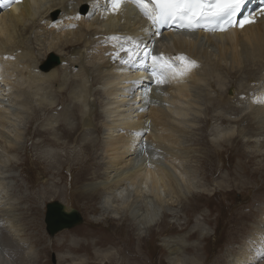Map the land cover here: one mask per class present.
I'll use <instances>...</instances> for the list:
<instances>
[{"label": "bare ground", "instance_id": "1", "mask_svg": "<svg viewBox=\"0 0 264 264\" xmlns=\"http://www.w3.org/2000/svg\"><path fill=\"white\" fill-rule=\"evenodd\" d=\"M5 2L9 4L4 6ZM55 9L60 11L58 15L53 13ZM109 9L110 0H0V78L5 83L9 80L30 87L28 92L20 91L22 90L20 89L16 97H9L16 99L19 106L23 107L24 113L31 108L23 100L30 98V103L36 102L35 112L46 111L44 119L51 120L47 121L49 125L55 120L62 122L57 124L58 127L50 126L49 129L37 131L30 136L32 139L33 136L38 135L44 143L51 144L52 149L42 150L43 156L39 159L41 168L47 174L46 179H50L48 175H52L56 170L57 163L58 167L62 163L58 160L60 157L57 152L53 151V148L64 141L59 143L56 139L55 143L52 137L57 135L59 140L69 141L74 134L77 133L80 137L87 136L93 129L94 105L93 100L90 99L87 84L91 74L89 66L82 59L84 49H86V56L90 55L91 60L94 61L93 70L96 79H99V83L102 84L106 99L103 112L106 117L114 116L115 121L105 123V138L102 141L95 144L90 140L94 143L95 152L98 151L101 156L100 159H104L102 160L104 173L83 181L80 176L83 165L78 175H72L71 170L67 168L70 175L69 188L73 193L78 190L80 193L87 194L88 198L94 197L95 208L100 214L109 218L118 217L119 214L115 208L118 203L123 205L130 195H136L139 205H137L138 202L129 203L128 216L140 231L139 233L144 228L158 223L156 221L160 214L166 211L163 208L166 197L168 198L171 194H189L185 192V189L190 188L188 184L191 183L195 174L191 168L184 166L183 162L194 158L196 151L191 150L190 146H184V141L192 132L187 129L192 123L196 125L195 119L203 111V94L207 95L205 87L209 86L210 91L216 97L215 104H212L213 107L236 114L235 118H222L217 115L220 124L227 125L231 122L236 125L237 129L235 130L236 136L231 138H228L230 135L233 136L231 131L217 129L215 136L220 140L217 141L218 143L207 146L205 154L202 155L199 152L208 161L206 166H199V168H202L204 176H215L220 172L219 174L225 173L229 177L227 183L217 182L215 190L231 192L239 189L242 193L249 190V193L253 195L249 201L244 200L245 204L237 209L238 213L243 207L247 211L241 213L240 216L243 218L241 221L233 222V235L230 237L233 242L239 240L241 245L229 263L251 264L260 254L264 255V206L261 208L256 206L259 200H264V166L254 167L253 162L250 165L254 154L240 149L237 137L239 135L243 138L248 135L249 137L257 135L264 137V15L261 16L260 13L256 23L239 31L228 30L225 33L215 34L200 32L174 34L171 31H164L156 35L150 21L131 0H125L118 12H112ZM77 16L79 19H76ZM34 28L39 32L38 35L32 37L31 32ZM93 35L95 39H92ZM114 35L120 39L112 40L111 37ZM126 37L132 39H125ZM29 38H33L34 42H31ZM154 39L163 42V49L160 50L166 57L175 61L176 56L183 54L195 60L197 66L185 76L169 79L166 85H157L148 74L151 60L148 59L144 67H134L133 64L124 63L128 59V54L121 51V48H131L133 42L142 46L139 49L140 55L136 57L134 64L139 65L144 52L149 49L151 55H159L160 52H154L155 46L152 45ZM120 40H123L122 45L117 43ZM41 49L43 52H39ZM50 50L59 55L61 64H52L45 68L46 63H43V60L47 51ZM88 51L91 52L88 53ZM111 52L112 55L109 54ZM175 63L178 65L179 61ZM221 64L228 65L230 70H225L231 73L222 72ZM76 65L78 68L74 70ZM71 70H74L72 72L74 76H69L71 78L69 79L67 74H70ZM143 78H146L148 83L139 89L140 86L135 85L133 81L140 83ZM238 82H244L240 84H244L247 89L245 87V90L240 89V85L237 84L239 87L236 85ZM47 83L57 85L55 90L58 92V98L52 96L53 93L51 95L45 91L43 84L47 85ZM149 88L151 91H147ZM223 88L225 91L222 90ZM138 89H142L139 95L133 93ZM162 89H164L163 92ZM226 90L228 94H225ZM65 92H68V98L75 97L74 107L73 102L71 108L69 105H64V101L60 102L64 106L57 101V99L64 98L62 95ZM38 94L39 98L36 97ZM131 95L141 98L139 99L141 104L135 109L134 120L131 115L121 113L126 111L127 107L128 110L132 109L130 101L134 104L135 98L128 99ZM241 96L246 97L242 101V108L243 111L249 109L246 112L247 116L238 114V106L230 103L232 100H242ZM58 109L61 111L55 112ZM6 111L8 110L0 105V128L9 127L10 132L16 133L14 137L12 136V140L3 142L7 151H11L19 140L17 133L19 126L16 128L7 121L9 116ZM18 113L15 112V116ZM211 115L212 117L205 119L201 128L211 127L216 117L213 116L214 114ZM144 116L147 117L143 119ZM70 118L77 119L78 123H70ZM245 121L253 122L245 126L246 130L241 124ZM143 134H146L144 138ZM198 143L204 144L202 139L198 140ZM84 153L86 157H82L89 160L91 150L87 155L86 152ZM223 153L227 156H222ZM6 156L0 151L1 175V171H4ZM9 156L11 155L9 154L8 158ZM91 160H94L93 156ZM24 165L25 163H21L20 166L23 168ZM37 167V159H33L31 166L24 168L25 179L31 190V194L28 195L32 199L31 203H36L39 197L38 185H43L46 181L41 176L37 177ZM226 168L227 173L224 172ZM60 170H63V166H60ZM95 173V169H92L91 174ZM1 175L0 196L1 193L6 192L9 183ZM238 178L243 180V185L237 184L235 180ZM1 197L3 198V195ZM45 202L47 201H44V204ZM61 204L65 213L74 210L71 201ZM137 206H140V209ZM2 207L0 208V264H32L31 247L12 241L6 234V226H1V224L15 221L12 226L8 225L16 231L19 223L12 220L9 213L11 211H7L10 209ZM33 209L37 210L36 204ZM243 220H250L252 224L246 225ZM29 222L30 226L35 227V220L30 219ZM230 229L232 228L229 227V231ZM139 233H137V240L140 239ZM165 240L163 239L162 244L169 246ZM35 241L39 240L35 239ZM55 242V249L63 252L57 254V264H134L135 261V257L124 256L119 249L113 252L107 247V244L114 245L111 235L97 234L94 229L69 231L64 239ZM105 245L107 249L101 248ZM78 252L84 253L87 257L79 256ZM175 252H177L176 248L169 250L172 255ZM75 258L79 259L75 261ZM88 258L93 261L89 262ZM173 259L172 256L171 260Z\"/></svg>", "mask_w": 264, "mask_h": 264}, {"label": "rangeland", "instance_id": "2", "mask_svg": "<svg viewBox=\"0 0 264 264\" xmlns=\"http://www.w3.org/2000/svg\"><path fill=\"white\" fill-rule=\"evenodd\" d=\"M59 12L60 11L58 9L53 10V13L55 15L56 14L58 15ZM38 32L39 30H36V28H34L31 32V36L34 37ZM94 36L95 35L92 36V39H95ZM29 39L31 42H34L33 38H29ZM122 42L123 40H120L117 43L119 45H122L123 44ZM45 45H47V43H45ZM152 45L153 47L155 46L154 48L155 53L158 52L161 53V50L163 49L162 47L163 42L155 40L153 41ZM35 47L39 48L37 45H35ZM39 52H43V49L39 50ZM90 52L91 51H88V53ZM109 54L112 55V52ZM49 55H53L56 58L57 63L59 65L61 64L59 55H57L55 51L53 52L51 50L47 51L43 63L49 57ZM82 59L84 60L85 64L89 66L88 67L89 73L91 74L87 84L90 91V97H91L90 99L93 100V105H94L93 119H92L93 129L91 130L90 134L87 136L82 135L80 137L76 133L71 137L69 141H66L64 139L59 140L57 135H54V137H52L53 142L55 143H56V139L58 140L59 143H61L62 141L64 142L53 148V151L57 152L60 157L58 158V160H61L62 163L59 165V167L57 163L56 170H54L52 175L50 176L48 175V177H50V179L48 180L46 179L47 174H45L44 170L40 166L39 159L43 156V153L41 152L42 150L52 149V147L50 146L51 144L44 143L42 141V138L38 135L33 136L32 139H30V136H32L33 133H36L37 131L49 129L50 126L53 128H55L56 126L58 127L57 124L62 122L59 120H55L50 125L47 124L48 123L47 121H51V120L44 119L46 118V114H47L46 111L41 113L35 112V110L37 109L36 108L37 103L36 102L30 103V98L23 100V102L29 104L31 108L30 110L26 111V113H24L25 111H23V107L21 108L19 106V103L16 102V99H11L10 97L11 96L16 97V93L20 89H22L20 91L25 90L28 92L30 87H27L26 84L21 85L20 83L12 82L9 80H6L7 82L5 83L2 81V78H0V105H2V107L5 110L9 111V112L6 111L7 116H9L8 117L9 119H7V121L11 125L16 126V128L19 126L18 127L19 129H17V133L19 135V140L16 144L17 146L15 145V147H12L11 151L9 150L10 152L7 151V149L4 147L3 142L12 140V136L14 137L16 133L10 132L8 130L9 127L2 129L0 128V137H1L0 151H2V153H5V155H7L4 158L6 160V162L4 161V166H3L4 171H1L2 175L1 174L0 175L4 176L3 178L5 180L9 181L7 189L5 190L6 192L4 194L1 193L3 195V198L1 197L2 196L1 195L0 205L3 206L2 208L10 209L7 211H11L9 213L13 218L12 220H16L17 222L20 223V224L18 223L17 225L18 227H16L17 228L16 231L14 229H11L10 227L15 221L14 222L12 221V223L7 222L1 224V226L4 227L6 226L5 230H7L6 231L7 236H9V238L12 241H16L21 245L25 244L26 246L31 247L30 257H32L31 260L32 264H57V260H56L57 254L60 253L61 251L59 252L55 249V245H56L55 241L59 239H64V236L69 231L75 230L76 232H79V231H83L84 229L86 230L94 229L97 232V234L111 235L114 245L110 246L109 244H107L108 246L105 245L104 247L102 246L101 248L107 249L108 247L113 252L115 251V249H119L121 253H124V256L126 255L129 258L135 257L134 264H223V262H225L224 264L231 263V259L233 258L235 251L241 245V242H238L239 240L237 242H233V240L230 237L233 235V227H234L233 222L241 221V219H243L242 216H240L241 213L243 214L244 212L247 211V209L243 207L241 210H239L240 213H238L237 209L239 207H242L243 204H245L244 200L249 201L253 197V195L249 193V190L243 193L239 189H235L231 192H227V191L220 192L218 190H215L214 187L217 185V182L227 183L229 181V177H227L225 173L219 174L220 172L218 173L219 175L217 174L215 176H210V175L204 176L201 171L202 168H199V166L204 167L208 163V161H206L205 159V156H202L203 153L205 154V152L207 151V146L213 145L215 142L220 140L219 138L217 139L215 136L217 133L216 132L217 129L220 131L222 130L231 131L233 136L228 135L229 136L228 138L236 136L235 134L236 133L235 130L237 129L236 125L232 124L231 122L228 123L227 125L220 124L219 119H217V115L221 116L222 118L224 117L235 118L236 114H233L228 110L225 111L222 108L217 109L213 107L212 104H215L216 101L214 99L216 97L210 91L211 89L209 86L205 87V91L207 92V95L203 94V101H204L203 104L204 106H202L203 111L200 114H198L197 118L195 119L197 122L196 125H193L194 123H192L191 124L192 126L190 125L189 128L187 129L189 132L190 130H192V132H190V135L187 136L186 138L187 140L184 141V146H188V147L190 146L189 148H191V150L194 149L196 151V152L194 151L195 152L194 158L188 159L183 162L184 166L191 168L195 174L192 177L191 183L188 184L189 185L188 187L190 188L185 189V192L187 191L189 192V194L188 193L185 195L171 194L170 196H168V198L166 197V201H164L163 204V208L166 211H163V213L160 214L158 221H156L158 223L153 224L149 228H144L141 231V233H139L140 231H138L136 225L133 224V222L130 220L128 216V211H129L128 206L130 205L129 203L138 202V197L136 195H133L134 197L136 196L135 198L132 195H130L128 197V201H124L123 205L118 203L116 207L114 206L115 208H117L116 211L118 212L117 214L119 215L117 218H109L100 214V212H98V210L95 208L96 200L94 197L88 198L87 194L80 193L78 192V190L75 193H73L72 189L69 188L70 175L68 169L71 170L70 173L72 175L74 174L78 175L80 168H82L83 165L84 166L83 170L80 171V176L83 179V181H88V179L89 180L93 179V177L104 173L103 161H102L104 159H100L101 156L99 155L98 151L95 152L94 143L91 142L90 140L94 141L95 144L102 141L105 138V134H104L105 123L115 121L114 116H111L112 118L106 117L103 112L104 111L103 107L105 106L104 102H106V99L104 98L102 84L99 83V79H96V74L93 70L95 68V66L93 67L94 61L91 60L90 55L86 56V49H84V55ZM74 68H75L74 70H77L78 65H76ZM225 69L230 70L228 65L225 66L224 64H221L220 70L222 72L223 71L225 72L227 71ZM74 70H71V73L67 74L68 75L67 77L69 79H71L70 77L74 76L72 73ZM227 72L231 73L230 71ZM133 82L135 85H139L140 86L139 89H140L146 86L148 80L146 78H143L140 83H137L135 81ZM240 83H244V82L236 83V85L237 84L240 85V89H244V90L245 88L247 89V87H245L244 84H240ZM43 88L45 89L46 92H49L51 95L53 93L52 96L57 97L58 92L55 90L57 89V85L54 84L52 85V83L49 84L47 83V85L43 84ZM139 89L138 91H133V93H138L139 95V92L142 90ZM224 89L225 88H223L222 90L225 91ZM163 90L164 89H162V92ZM67 93L68 92H65L62 95L64 97L63 99L60 100L57 99V101L61 105L63 104L60 102L64 101L65 103L64 105H69L72 108L71 103L73 102V107H74L76 100L75 97L72 98L70 96V98H68ZM226 93L228 94V90H226L225 94ZM36 97L39 98V94ZM132 97L135 98L134 104L132 101H130V103H132L131 104L132 109L128 110L127 107L126 111H122L121 113L131 115L132 119L134 120L135 109L137 106L141 104V101L139 102V99L141 98H139L138 96L131 95V97H129L128 99H131ZM238 97H240V95H238ZM241 98L242 100L240 99V101L232 100L230 103H232V105L238 106L237 108L239 109L238 110L239 113L237 111L238 114H243V115L245 114L247 116L246 112L249 109L248 110L245 109L243 111L242 108L243 107L242 101H244L246 97L243 98V96H241ZM60 111L61 109L55 110V112H60ZM132 111L134 112L132 113ZM15 112H19L17 114L18 118L17 115L15 116ZM9 113L11 115H9ZM211 114H214L213 116H216L214 118L215 121L212 123L211 127L205 129L201 128V125L204 123L205 119L212 117ZM146 117L147 116H144L143 119H145ZM69 122L75 124L78 123V120L74 118H70ZM249 123L252 124L253 122L245 121L241 124L242 127L245 128V126ZM145 136L146 134H143V138ZM245 138L239 135L237 137V141L240 149L244 150L246 153L254 154L253 160H251L250 165L253 162L254 167L264 166L263 135H257L252 137H249L248 135V137ZM200 139L203 140L204 144L198 143V140ZM248 139L250 141H247ZM45 145H49V146L46 147ZM219 147L220 146H218V148ZM88 149L91 150L89 160L88 158H85L86 156L84 153L86 152L87 155L89 153ZM9 154L11 156H9L8 158ZM92 156L94 157V160H91ZM222 156H227V154L223 153ZM222 158L225 159V157ZM33 159H37V163H38V167L36 168L37 177L41 176L43 177V180L46 179L43 185L40 186L38 185V187L40 188L39 189L40 193L38 199L36 200V203H31L32 199L28 197V195L31 194V190L29 188L28 181L25 179V170H24L25 167L28 168L31 166V161H33ZM21 163H25L23 168L20 166ZM60 166H63V170H60ZM71 167L73 168L71 169ZM92 169L93 170L95 169L96 172L95 174H91ZM227 171L228 169L226 168L224 172L227 173ZM63 177H65V179ZM235 181L240 186L243 185V180L241 178H238V180ZM19 193L21 194V196ZM51 198H53V200H50ZM44 201L47 202H45L44 204ZM51 201H58L60 203H64L65 201H71L74 210H76L79 213L81 217V221L70 228L59 230L54 234L50 235L46 230V226L44 223V215L46 212V204ZM35 204L37 206L36 211H34L33 209ZM137 205H139V202L137 203ZM9 206H12L13 208ZM256 206L257 208L263 207L264 200L263 201L259 200ZM137 207L140 209V206ZM253 207H254L253 209L255 210V206ZM234 211H236L235 214L231 216V214H233ZM30 219L35 220L36 222L35 227L30 226L31 225L29 222ZM249 221L250 220H243V222H246V225L248 224L250 226L252 223ZM229 227L232 228L230 229V231H229ZM99 231H101V233H99ZM137 233L140 234L139 240H137L138 237ZM102 237H104V235H102ZM35 239H38L39 241H35ZM163 239L164 240L166 239L165 241H167L169 246H165L164 244H162ZM228 240H230L233 243H231ZM169 248L170 249L176 248L177 252H175L172 255L169 253L170 250ZM1 249L2 251H4L3 248ZM100 251L103 252L104 250H100ZM138 251L140 253H138ZM78 254L79 256H83V258L87 257L82 252H78ZM172 256L174 257L175 260L174 259L173 260L175 262L171 260ZM91 258H93V256ZM77 259L79 258H75V261ZM88 261L89 262L93 261V259L88 258ZM254 261L251 264H262V262L264 261V255L260 254V256H258L257 259H254Z\"/></svg>", "mask_w": 264, "mask_h": 264}, {"label": "snow or ice", "instance_id": "3", "mask_svg": "<svg viewBox=\"0 0 264 264\" xmlns=\"http://www.w3.org/2000/svg\"><path fill=\"white\" fill-rule=\"evenodd\" d=\"M125 0H110V11L118 12ZM135 3L145 17L155 26H157L156 35H159V27L163 25L183 28L196 29L204 28L205 30H226V27L233 26L238 23L240 27L245 24L254 22L253 14L249 13L242 19L237 20V14L241 13L246 6V0H131ZM264 15V12L261 13ZM79 19V16L76 17ZM75 27V25H72ZM112 40H119L120 37L112 36ZM125 39L131 40V37ZM142 46L133 42L131 48H121L128 54L125 64H133V66L144 67V61L149 58L151 60L150 70L151 78L155 84L162 85L169 79L177 76H185L193 67L197 66L195 60H191L183 54L175 57V61H179L177 65L172 58L166 57L164 53L159 55H151V50L144 52L143 61L139 65L134 64L139 49ZM7 59V57H5ZM151 91V89H147Z\"/></svg>", "mask_w": 264, "mask_h": 264}, {"label": "water", "instance_id": "4", "mask_svg": "<svg viewBox=\"0 0 264 264\" xmlns=\"http://www.w3.org/2000/svg\"><path fill=\"white\" fill-rule=\"evenodd\" d=\"M52 64H57L56 58L52 55L46 61L45 68ZM81 221V217L76 210L69 213L63 211V206L58 201H51L46 204L44 223L47 232L52 235L59 230L70 228Z\"/></svg>", "mask_w": 264, "mask_h": 264}]
</instances>
